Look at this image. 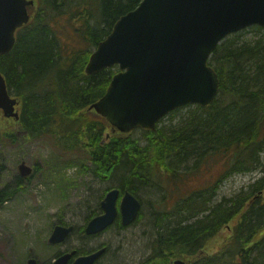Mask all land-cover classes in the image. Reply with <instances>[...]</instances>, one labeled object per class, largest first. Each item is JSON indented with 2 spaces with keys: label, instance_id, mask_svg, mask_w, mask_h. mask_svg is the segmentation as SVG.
Returning <instances> with one entry per match:
<instances>
[{
  "label": "trees",
  "instance_id": "1",
  "mask_svg": "<svg viewBox=\"0 0 264 264\" xmlns=\"http://www.w3.org/2000/svg\"><path fill=\"white\" fill-rule=\"evenodd\" d=\"M33 1L27 9L29 22L17 31L13 49L0 56V72L18 100V120H11L15 129L0 130V143L49 137L65 158L75 156L63 162L65 167L90 170L95 179L135 195L139 188L158 187L157 178L161 187L162 176L177 187L178 179L193 176L215 157L223 159L222 181L260 170L262 176L247 192L224 200L211 215L200 217L210 208L217 187L192 191L177 202L166 212L174 224L158 219L164 233L143 264H171L174 259L185 264H264V236L259 235L264 230V31L252 27L222 41L208 60L220 82L212 105L187 106L193 108L176 125L141 131V143L133 133L113 131L89 110L105 94L116 68L91 76L84 71L115 22L141 0ZM64 17L73 38L85 48L77 50L62 38L54 19ZM249 30L259 35L244 39ZM19 191L8 185L0 189V207ZM260 193L263 198L252 200ZM188 219L196 221L182 226ZM222 228L228 233L209 253Z\"/></svg>",
  "mask_w": 264,
  "mask_h": 264
},
{
  "label": "water",
  "instance_id": "2",
  "mask_svg": "<svg viewBox=\"0 0 264 264\" xmlns=\"http://www.w3.org/2000/svg\"><path fill=\"white\" fill-rule=\"evenodd\" d=\"M33 5V0H0V56L13 49L16 31L28 23L27 8ZM251 27L264 30V0H141L115 22L89 57L84 70L88 76L117 68L105 94L89 110L128 135L154 132L159 121L179 108L210 107L220 85L208 65L211 54L227 37ZM17 105L0 72L3 117L17 121ZM18 174L28 178L32 168L22 162ZM118 199V189L106 195L100 204L103 214L89 221L87 235L105 231L118 214L124 226L134 222L140 208L137 199L125 191L117 208ZM72 230L56 225L49 244L65 242ZM102 252L73 259L76 251H71L52 264H95ZM26 264L38 262L29 258Z\"/></svg>",
  "mask_w": 264,
  "mask_h": 264
},
{
  "label": "rangeland",
  "instance_id": "3",
  "mask_svg": "<svg viewBox=\"0 0 264 264\" xmlns=\"http://www.w3.org/2000/svg\"><path fill=\"white\" fill-rule=\"evenodd\" d=\"M54 23L69 45L77 47V50L85 48L84 45H78L73 38L74 34L68 28L65 17L54 19ZM258 33L256 30H249L243 37L254 39ZM192 108L178 109L173 120L167 116L161 120L158 127L176 125ZM0 120L1 131L10 132L15 129L12 121L4 119L1 112ZM133 138L143 143L140 130L133 132ZM65 157L68 156H63L49 137L25 139L22 143L12 144L4 139L0 143V189L7 185L11 189L21 188L12 200L0 207V264H26L29 258H35L38 264H52L58 253L65 254L76 250V258L91 253V249L100 245L107 246L109 252L96 264H136L148 253L151 236L155 233L151 206L161 212L162 209L158 206L164 204L166 197L167 202L173 193L181 191L182 198H185L192 191L209 187H217V200H228L247 192L248 187L262 176L261 171L256 170L252 173L235 174L222 181L223 159L212 158L193 176L178 179L174 183L177 187L167 183L162 176V188L161 178L156 179L160 183H157L158 187L139 188L141 217L128 230L118 232L120 230H116L114 226L107 232L82 239L79 229L94 217L93 213H101L100 209L97 210L100 202L97 198L107 185L95 179L90 170L82 171L77 166L65 167L63 162L75 156ZM22 161L37 171L29 178L18 180V165ZM52 166L56 171L50 169ZM86 166H90L87 161ZM58 173H61V176H58ZM258 197L263 198V193L257 194L252 200ZM176 204L177 202L171 200L163 210L169 213ZM60 222H64L65 226H72L75 232L62 244L53 246L49 244L48 239L54 226ZM227 233L228 229H221L217 240L207 249L209 253L218 248L217 244ZM263 234L264 230L259 233L260 236ZM175 260L177 259L171 262Z\"/></svg>",
  "mask_w": 264,
  "mask_h": 264
},
{
  "label": "bare ground",
  "instance_id": "4",
  "mask_svg": "<svg viewBox=\"0 0 264 264\" xmlns=\"http://www.w3.org/2000/svg\"><path fill=\"white\" fill-rule=\"evenodd\" d=\"M100 182L101 183H106V187L102 190V194L100 195V197H98L97 199L99 200L100 199V202H99V208H100V204H101V202L104 200V198L106 197V195L109 193V192H111V191H113V190H117L118 188L116 187V186H108V184H109V181L108 180H100ZM119 190V194H121V195H123L124 194V192L125 191H127V192H129L131 195H133L136 199H137V201L139 202V204H140V208H139V211H138V213H137V216H136V219L134 220V222L132 223V224H130V225H127V226H124L122 223H121V220L120 219H118V220H115L114 221V223L110 226V227H108L105 231H103L102 233H104V232H107V231H109L112 227H114L116 230L117 229H119L120 231H118V232H121V231H125V230H128L131 226H133L135 223H137L139 220H140V217H141V215H140V213H141V210H142V202H141V200L139 199V197H138V195H139V192H140V190L138 189V192H136V195L135 194H133L131 191H129L128 189H123V191H121L120 189H118ZM180 194V195H179ZM182 193H181V191H177L176 193H173V195L172 196H170V198L168 199V201L166 202V198L164 199V204L163 205H159L158 206V208L159 209H162V211L160 212V211H157L156 209H155V207L154 206H151V208L153 209V215H155L154 216V229H155V233H153V235L151 236V245H150V248L148 249V253L145 255V256H143L142 258H141V260L140 261H138V263H136V264H143L145 261H146V259L147 258H149L151 255H152V253H153V248L155 247V246H157L158 244H160V242H161V240H160V236L164 233V230L163 229H161L160 228V230L158 229V227H157V225L159 224V221H158V219H162L163 220V222L164 223H168V222H171V224H174L173 222L174 221H171L170 220V218H168V216H167V214H166V212L163 210V207L164 208H167V204H168V202L169 201H171V200H173L175 203L176 202H180V201H182L183 200V198H182V195H181ZM217 192L216 191H214L213 193H212V199H211V202H210V208L209 209H207L206 210V212H204L203 214H201L200 216H207V215H211V213L213 212V211H215L216 209L218 210V209H220V208H222L223 206H224V203H223V201H224V199H220V200H217ZM157 208V207H156ZM94 214V217H97V216H99V213H93ZM93 217V218H94ZM183 221V220H182ZM196 220H190L189 221V219L188 220H186L185 222H183L182 223V226H184V225H188V223L189 224H191V223H194ZM262 222H264V220L262 219ZM89 223V222H88ZM87 223V224H88ZM87 224L86 225H84V226H82L80 229H79V236L82 238V239H89L90 237H91V235H87L86 233H85V230H86V226H87ZM163 225H167V224H163ZM75 232V228H73V230H72V234ZM263 236H264V234H263ZM92 250V252L94 253V252H99V251H101V250H103V252H102V254H101V258H103L104 256H106L107 254H108V252H109V248L107 247V246H104V245H100V246H98L97 248H93V249H91ZM73 251H76V250H73ZM71 252V251H70ZM77 252V251H76ZM100 258V259H101ZM176 261V260H175ZM174 262V261H173ZM173 262H171V264H173Z\"/></svg>",
  "mask_w": 264,
  "mask_h": 264
},
{
  "label": "flooded vegetation",
  "instance_id": "5",
  "mask_svg": "<svg viewBox=\"0 0 264 264\" xmlns=\"http://www.w3.org/2000/svg\"><path fill=\"white\" fill-rule=\"evenodd\" d=\"M18 178H20V177H18ZM20 179H21V178H20ZM119 196H120V194H119ZM121 196H122V195H121ZM100 212H101V213H100L99 215L102 214V211H100ZM118 219H119V217L117 216V218H116L115 220H118ZM90 220H91V219H90ZM90 220H89V221H90ZM100 234H102V233H100ZM97 235H99V234H97ZM93 236H96V235H93ZM93 236H91V237H93ZM91 237H90V238H91ZM91 253H93V252H91ZM91 253H89V254H91ZM81 256H83V255H81ZM99 260H100V259H99ZM99 260H98V261H99ZM98 261H97V262H98ZM97 262H96V263H97ZM96 263H95V264H96Z\"/></svg>",
  "mask_w": 264,
  "mask_h": 264
}]
</instances>
